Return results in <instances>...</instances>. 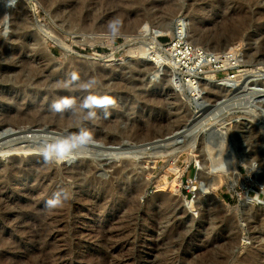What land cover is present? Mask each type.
<instances>
[{"label": "rangeland", "instance_id": "1", "mask_svg": "<svg viewBox=\"0 0 264 264\" xmlns=\"http://www.w3.org/2000/svg\"><path fill=\"white\" fill-rule=\"evenodd\" d=\"M68 1L69 0H57L50 9L49 7H45L43 2L41 3V0H17L14 7L8 6V0H0V13L3 12V18L0 16V117L2 116L0 118V125L2 121L4 122L6 114H11L10 116L13 118L17 117L23 114L28 106L33 111L34 109L39 110L41 108L42 111L44 109L49 112L51 103L54 100L64 97L70 98L71 100L73 99L72 102H74V105L81 104L80 107L78 105L76 106L78 112H75V116L78 113L82 115L81 119V115L79 119L77 115L76 119L78 121L76 119L74 120L75 117L71 118L72 121L70 120L68 123L69 126L67 125L68 130L67 128H63L64 130H62V132L59 131L57 133L56 131L51 132L49 129L45 131L48 128L47 125L40 127L41 129L37 128L38 130L31 126V128L28 127L29 125H27V127L23 125L18 128H13V126H6L5 128L4 125L0 126V180L4 177L3 180L7 181L8 179L11 182V187L14 185L10 190H4L2 193V197L5 196L4 198L8 201L7 203L12 204L7 207L8 204L6 203V207L3 205L2 208V211L4 212L5 209L4 213L8 214V218L11 219V223L9 222L7 226H4L6 223L0 222V237H2L0 238V243L2 244L3 238L14 239L16 241L18 238L19 243L23 242L22 244L24 246L26 245L25 243H27L29 237L36 232L34 223L38 222L37 220H40L41 217V219L48 217L44 212L33 213L28 211L30 209L29 207L32 203L37 201L45 202L44 204L46 205V201L52 198L53 194L48 195L46 192L44 193L42 191H45V186H51L57 183L56 185H58L57 187L59 189L63 188L68 190V192L70 190V193H72V198L69 203L73 208L68 219V232H65L69 244L71 245L65 248L64 243L60 242L62 239L61 237H57L53 240L58 249H67L70 247L67 249L69 250L68 252H64V260H60L65 262L64 264H166V262L167 264H224L222 263L223 261L227 262L225 264H264V167L262 165L263 163H261L262 160H264V131L262 130L264 128V0L173 1L175 6L178 5L176 6L177 10H175L178 12H175L174 16L184 19L185 25L183 27L186 28L189 39L195 31L199 30L201 34L205 32L204 34L206 36L204 37V34H202L203 38L199 43L192 38L190 39V42L196 50L203 52L206 56L216 53L219 54L221 50L223 54H220V56H224V53H227L224 51L226 47L236 48L235 51L238 61H236V63L233 62V67L225 66L221 61L211 66H206L202 79H205L206 72L213 73L214 71L216 81L221 82L230 79L233 80L231 84L233 83L236 85L234 80H238L239 77L241 83L238 87L240 89L233 92L235 95L232 93L230 96L224 95V93H221V90H216L217 93L215 91L209 92L210 95L208 99L210 102L208 101L206 103L209 108H204L201 112L196 108L197 103L193 101L191 104V102L188 101L190 99L189 91H185L183 95L179 89L175 87V89H173L170 85L163 84L166 72H157L153 69V66L144 65L143 63L137 65L134 60L130 61L127 57L128 50L133 47L136 48L141 46V43L143 45V43L147 44L149 42L147 41L148 37H144L143 40V36H140L141 39L138 36L136 39L133 37L138 34L137 32L134 33L132 27L136 17L133 12L130 14L128 12L134 11L137 8L141 10L145 5L151 4L149 7L151 13L153 14L156 12L160 15H157V18L156 16L154 18L150 17L147 22H149L148 25H155L156 21H161L162 17L160 16L168 12L166 8L169 7H167L163 0H142L146 4L140 2L141 0H130L131 2L136 1L132 3L134 8L132 7V9L130 8L131 10L126 12L128 16L125 14V19H123V22L126 24H121V26L116 25L115 32L109 27L110 21H105V23L101 20L102 18H100V21L89 19L88 25L86 26L87 28L85 27L79 34L75 31L67 30L68 28L65 27H67L68 24L66 22H64V24L61 18H58L56 15V11L62 13L67 10L63 15L67 16L66 14H68V11H71L72 8L67 7V9L62 10L59 7L69 4L71 0ZM90 1L93 3H90ZM94 1L96 0L87 1L93 6L88 10L91 12L92 10H96L97 12L100 11L99 13L101 16H107V12L108 15L114 13L120 9L118 7L120 4L123 5L120 6L123 9L124 5L127 3V0H109L111 1L109 4L108 0H97L96 3H94ZM105 1L107 2L105 3ZM114 1L118 2V5L116 2L114 3ZM100 2H102V5ZM190 3H192L191 6ZM106 5L107 7H105ZM95 7H97V9ZM110 7L114 8L111 9ZM158 7H160V10L157 9ZM163 7L164 9L162 10ZM165 10H167V12ZM159 11H164L165 13H160ZM168 19L170 20V18ZM24 21H26L24 27L27 28V30H24L26 31L25 35L22 34L24 31L20 32L18 30L19 27L22 26V23L25 24ZM91 21L94 22L92 23ZM158 22H156V24ZM17 23L19 24L17 25ZM233 24L234 26L236 24V30L233 28ZM127 25L130 28H128ZM221 25L222 27H220ZM225 25L228 27L227 29ZM223 27H225V29ZM231 27L237 33L233 30V34L231 32ZM92 28L93 31L89 30ZM129 29L133 30H130L129 33L127 32ZM226 30L228 31L226 32ZM230 32L233 35L229 34ZM129 34L131 35L129 36ZM216 34H218V37ZM221 34L228 36L226 37L224 35L222 38L220 37ZM229 35L231 37H229ZM215 37H217L218 43ZM173 38V36H161L158 39L160 47L165 49ZM220 38L221 40H218ZM204 39H208V42L212 41V44H207L208 42ZM226 39H228L229 42H227ZM192 40L197 43H193ZM224 40H226V44ZM37 43L42 44L43 47L47 46L54 55V57H52V65L56 67L50 69V72H55L54 76L52 74L47 77L48 72L45 75L37 74L38 71L42 73L41 70L43 66L49 63L48 57L45 56L47 53L43 54V51L38 50L37 48H39V46H37ZM233 43L235 44L233 45ZM68 47L71 49L69 48L67 50ZM32 48L33 51L30 50ZM216 49L219 52H217ZM73 57L77 59V61L81 60L85 68H96L94 69V73L99 76V78L95 76L96 81L95 85H93L95 88L84 86L87 93L85 90H82L83 85H77V81L73 79L76 72L75 74L69 73V75H65L57 71L59 65L65 66L71 61L70 58L73 59ZM108 60L113 61L108 62ZM130 62H132V64ZM130 68L131 70H128ZM144 68L146 71H143ZM103 70H106L109 74L105 75ZM138 70L141 71V73L138 72ZM112 71L113 73H111ZM120 71L121 73H119ZM123 72L126 73L124 74ZM176 72L177 78L181 79V74L178 71ZM36 74L38 77H36ZM103 75L105 76L104 80ZM107 76H109V78ZM103 82L104 85L102 84ZM244 82L245 84H251V87H245ZM65 84H68L70 88L68 89ZM77 86L80 90L78 89L76 91L82 90L79 96L76 95V92H73V88ZM243 87L246 89H243ZM87 88L90 90H87ZM236 88L237 87H233V89ZM69 90L72 92L70 91L69 93ZM220 94L223 95L221 96ZM85 95H87V97ZM88 96L91 98L88 106L90 108H81L85 100H88ZM106 100L115 101V106L111 104L106 105L104 103ZM91 101H95V103H90ZM214 101L218 102L215 103ZM217 103H220V106H217L216 109L215 104ZM22 108L23 110H20ZM69 110L73 112L72 109H66L65 112H69ZM221 111L224 112L221 113ZM88 112L95 113V118H88ZM85 113L87 114L86 116H84ZM106 113H108V115H106ZM217 114L219 115L217 116ZM87 118L88 121L90 119L89 122H87ZM116 119H120L118 120V128L112 129L110 127L109 129L108 127L102 130L103 124H107L104 123V121L110 122L109 120L113 121ZM156 121L161 122L162 128L159 127L158 133L146 134L147 132L144 129L145 124L148 125V123ZM82 122H84V124H82ZM41 124L45 125V123ZM97 124L100 125L98 126ZM74 126H78L79 128L76 127V129ZM98 129L101 130L99 131ZM131 129L134 130L132 131ZM213 129H220L222 132L221 135H226V139L230 141H228L230 148L225 153L227 156L231 155V157L236 158L240 174H234L232 177H228L224 184L217 186L216 191L209 192L206 190L203 191L201 184L204 181L206 182V180V183H208L213 179L214 175H216L214 171H211L213 170L211 166L213 157L211 154H216V151L213 150L212 152V150L209 149L211 145L204 142V138L206 140L210 138V133ZM81 130L88 132L89 136L92 134H103L101 137V140L104 139L103 143L102 141H91V146H88L90 145L88 143L85 147L77 151L75 150L71 159L47 162L48 164L50 163L49 165H52V171H54L55 174L57 173V178L54 179V177V180H50V182L52 181L51 183L49 181L46 182V184L40 183L39 178L43 177V175L33 174V172L30 173L31 176L28 172H22V176L18 175V177H14L15 179H9L7 176L13 169V166L17 167L19 165L20 168L23 167L22 170L28 168L33 169V164L38 163L36 158H44L42 149L46 144L54 143L61 138L73 137L76 134L78 135ZM103 131H108L107 133L109 135ZM74 132L75 134H72ZM122 132H125V134L123 135ZM132 133H134V136ZM105 134L108 136L106 137ZM128 135H130V138ZM104 143L106 144L104 145ZM26 157L28 158L25 159ZM44 161L45 159L40 162L42 163ZM15 163L17 165H15ZM82 163L97 168L91 174L93 178L91 177L89 179V182L94 184V188H86L87 180H85V178H81L82 180L79 179L80 181L77 180L75 182L74 179L65 176L67 173L65 171L68 170L74 174L82 171L84 168ZM10 165H12L11 168ZM227 167V165L224 166V170H226ZM164 180H166V183ZM77 182H79L81 186L79 183L77 184ZM81 182L85 185L83 186ZM173 182L175 183V189L171 192L172 188L170 187H172ZM205 182L203 184H206ZM37 185L41 186L43 190ZM159 186H162L160 187L162 189H160ZM15 187L18 191L14 189ZM133 188H135V190L139 189V191L141 188V191L144 193L138 191L139 195H136L134 201L129 202L128 207L124 208L121 204L130 193L135 191ZM32 189L34 191H31ZM87 190L91 195L93 193V197L89 200L88 204L85 205V202H81V200L83 199L82 194ZM199 190L202 194L199 193ZM246 192L247 195H245ZM43 194H45V197ZM104 195H107V198L112 200L107 202L108 199L106 198L105 200ZM32 199H34V201ZM113 199H117V202ZM167 199H169V201ZM255 199L256 201H254ZM167 202L168 204H166ZM188 203L191 204L188 206ZM136 204L137 206H135ZM136 207L139 208L136 209ZM127 208L131 211L127 210ZM135 210L137 211L136 213ZM22 212L23 214H21ZM27 212H30L29 215H27ZM128 213L132 214L129 215ZM37 214L40 215V217ZM44 215H46V217H43ZM176 216L178 219H174ZM16 218L17 220H15ZM109 219H116V222H118L119 219L121 221L124 219L126 222L123 220L125 223H122V225L124 224V227L126 226L127 229H130L129 233L111 242L117 243L116 245L113 243L117 249L115 255L109 253V251L105 249L106 246H108L107 243L105 244L97 238L93 239L91 237L97 236L103 229V221L105 222ZM135 219L136 221H134ZM175 220H178V222ZM158 223L163 225L161 226L159 224L158 226ZM10 224L13 226L11 225L12 227L9 229L8 227ZM26 227L30 228L25 230ZM20 229L22 231H20ZM25 231L33 232L25 233ZM108 243L110 245V242ZM1 244L0 264H31L32 258L30 257V259L28 257L29 254L34 255V253L40 251L42 248V246H40L41 244L30 248L29 246H25V248L22 249L13 246L15 248L14 251L12 246H10L13 248L11 250L10 247L7 248L4 245L1 246ZM100 245H103V247ZM180 246L181 248L179 251L178 249ZM119 249L122 251H118ZM8 250L11 251V254ZM103 251H105V253ZM202 251L204 252L202 253ZM200 252L203 256H201L202 254ZM191 257L193 259H191ZM27 258L29 261H23L27 260ZM127 258L129 261H127ZM254 258L258 259L253 260ZM3 261L5 262L3 263Z\"/></svg>", "mask_w": 264, "mask_h": 264}, {"label": "bare ground", "instance_id": "2", "mask_svg": "<svg viewBox=\"0 0 264 264\" xmlns=\"http://www.w3.org/2000/svg\"><path fill=\"white\" fill-rule=\"evenodd\" d=\"M57 0H41V3L43 2V5H45V7H49L50 9H51V7H52V5H54L55 4V2H56ZM70 1V0H69ZM68 1V2H69ZM88 0H73V2H72V0L69 2V4H65V5H61L59 8H61L62 10H65V9H67V7L68 8H72L71 9V11H68L69 13L68 14H66L67 16H63L66 12H67V10H65V11H63L62 13L61 12H58V11H56V15L58 16V18L60 17L61 18V20L63 21V23L64 22H66L68 25H67V27H65V28H68L67 30H70V31H75L76 33H81L83 30H84V28L88 25V20L90 19V20H99L100 18H102L101 20L103 21V22H108V21H110V23H112V22H117L116 23V25H118V26H121V24L123 25V24H126L125 22H123V19H125V14H127L126 12H128L129 10H131L132 9V3H135V2H131L130 0H127L126 2V5H124V8L122 9L120 6H123L122 4H120V6L118 5V2H116V1H114V3L116 2L117 3V5H118V7L120 8V9H118V7H117V11H115L114 13H111V14H107L106 13V15L107 16H101L100 15V11L99 12H97L96 10H92V12L91 11H89L88 9L92 6V4H90V3H93L92 1H90V3H88L87 2ZM97 1V0H96ZM96 1H94V3H96ZM100 1V0H99ZM98 1V2H99ZM102 1V0H101ZM113 1V0H112ZM119 1V0H118ZM122 1V0H121ZM133 1V0H132ZM157 1V0H156ZM160 1V0H159ZM174 0H163V2L164 3H166V5H167V7H169V8H166L167 10H168V12H167V10H165L167 13H165L164 11V13L165 14H162V16H160V17H162V19H161V21L160 22H158V21H156V22H158L157 24H156V22H155V25H148V23L149 22H147L148 20H149V18L151 17V18H154L155 16H156V18H157V15H160L159 13H151V10L149 9V7L151 6V4H149V5H145L144 6V8L143 9H141V10H139L138 8L136 9V10H134V11H130V12H128L129 14L131 13V12H133L134 13V16L136 17V19L133 21L134 23H133V29H129L127 32H129L130 30H133L134 31V33H138L136 36H133V37H135V39H136V37L138 36L140 39H141V37L140 36H143V38H142V40L144 39V37H148V39H147V41H149L147 44H144L143 43V45H142V43H141V46H138V47H136V48H132V49H130V50H128L129 52H128V58H129V60L130 61H132V60H134L135 61V63H137V65H140L141 63H143L144 65H151V66H153V69L155 70V71H157V72H166V75H165V80L163 81V84H168V85H170L171 87H173V89H179L180 90V92H181V94H183L184 95V93H185V91H189V93H190V99L188 100L189 102H191V104H192V102L194 101V103H197V105H196V108L199 110V112H201V111H203V109L204 108H209V107H207L208 105H206V103L209 101V92L211 93V92H213V91H215L216 92V90L218 91H220L221 90V93H224V95H226V96H230V95H232V93L233 92H235V91H237V90H239L240 88L238 87L239 85H240V83H241V80L239 81V77H238V80H234V83L236 84V85H234L233 83L231 84V82H233V80H223V81H221V82H219V81H216L215 80V75H214V71H213V73L212 72H210V73H207L206 72V77H205V79H200V81L199 82H197V83H193V82H189L188 84H183L182 82H179V83H176V81H174V80H176V78H177V72H176V70H175V64H173L172 63V61L171 60H168V58L167 57H165L164 56V53H163V49L160 47V44H159V41H158V39L161 37V36H175L176 35V32H177V30L179 29V27H177L178 25H181V29H184L185 27H183L184 25H185V23H184V19L182 18V17H177V16H174V14H175V12H178V11H175V10H177L176 9V6H178V5H174V2H173ZM176 1V0H175ZM66 2V1H65ZM64 2V3H65ZM104 2V1H103ZM107 1H105V3H106ZM109 2H111V1H109L108 0V4H109ZM124 2V1H123ZM140 2H143L142 0L140 1ZM153 2V1H152ZM104 3V4H105ZM137 3H139V2H137ZM136 3V4H137ZM144 3V2H143ZM157 3V2H156ZM177 3V2H176ZM192 3H193V1H192ZM192 3H190V6H191V4ZM72 4V5H71ZM98 4V3H97ZM100 4L102 5V2H100ZM142 4V3H141ZM144 4H146V3H144ZM101 5H99L100 7H102ZM113 5V4H112ZM157 5V4H156ZM59 6V5H58ZM98 6V5H97ZM110 6V5H109ZM108 6V7H109ZM115 6H116V4H115ZM142 6V5H141ZM158 6V5H157ZM164 6V5H163ZM93 7V6H92ZM99 7V8H100ZM105 7H107V5L105 6ZM137 7V6H136ZM193 7V6H192ZM191 7V8H192ZM96 9H97V7H95ZM94 8V9H95ZM111 8V7H110ZM112 8H114V7H112ZM111 8V9H112ZM131 8V9H130ZM134 8V7H133ZM154 8V7H153ZM152 8V9H153ZM160 7H158L157 9L158 10H160L159 9ZM189 8V7H188ZM190 8V9H191ZM106 9V8H105ZM155 9V8H154ZM153 9V10H154ZM156 9V10H157ZM164 9V7L162 8V10ZM179 9V8H178ZM57 10V9H56ZM115 10H116V8H115ZM192 10V9H191ZM1 11V10H0ZM59 11H60V9H59ZM108 11H109V9H108ZM111 11V10H110ZM112 12V11H111ZM160 12V11H159ZM162 12V11H161ZM160 12V13H161ZM162 12V13H163ZM2 13L3 12H1L0 13V16L3 18V15H2ZM97 13H99V14H97ZM103 15V14H102ZM177 15V14H176ZM179 15V14H178ZM15 16V15H14ZM127 16H128V14H127ZM181 16V15H180ZM0 17V18H1ZM23 17V16H22ZM22 17H19V18H22ZM18 18V19H19ZM168 18H170V20L168 19ZM110 19V20H109ZM129 19V18H128ZM15 20H16V18H15ZM23 20V19H22ZM25 20H26V16H25ZM169 20V21H168ZM197 20V19H196ZM62 21H61V23H62ZM93 21V22H94ZM100 21V20H99ZM128 21V20H127ZM187 21V20H186ZM23 22V21H22ZM26 21H24V23H25ZM92 22V21H91ZM92 22V23H93ZM105 22V23H106ZM21 23V22H20ZM62 23V24H63ZM96 23V22H95ZM94 23V24H95ZM109 23V24H110ZM225 23V22H224ZM19 23H17V25H18ZM65 24V23H64ZM104 24V23H103ZM226 24H227V22H226ZM239 24V23H238ZM26 25V23L25 24H23L22 23V26H18L19 27V31L21 32H23L25 29L27 30V28H25L24 26ZM91 25V24H90ZM132 25V24H131ZM232 25V24H231ZM66 26V25H65ZM125 26V25H124ZM226 26V25H225ZM233 26H234V24H233ZM235 26H236V24H235ZM235 26L233 27L234 29H235ZM239 26V25H238ZM17 27V28H18ZM127 27H128V25H127ZM220 27H222V25L220 26ZM87 28V27H86ZM89 28H90V26H89ZM128 28H130V27H128ZM177 28V29H176ZM224 29H225V27H223ZM228 27L226 26V29H227ZM232 28V27H231ZM230 28V29H231ZM232 28V33L234 34V32H233V29ZM241 28V27H240ZM239 28V29H240ZM190 29V28H189ZM237 29V28H236ZM235 29V30H236ZM89 30H92L93 31V28L92 29H89ZM89 30H87V31H89ZM95 30V29H94ZM185 31H186V28L184 29ZM222 30V29H221ZM234 30V31H235ZM69 31V32H70ZM126 31V30H125ZM225 31V30H224ZM228 30H226V32H227ZM238 31V30H237ZM26 31H24L22 34H26L25 33ZM68 32V31H67ZM85 32V31H84ZM202 32V31H201ZM229 33V34H232V33ZM236 32V31H235ZM239 32V31H238ZM71 33V32H70ZM89 33H91V32H89ZM130 33V32H129ZM205 33V32H204ZM204 33H202V34H204ZM221 33V32H220ZM237 33V32H236ZM190 34H191V32H190ZM200 32H199V30L198 31H195V33L190 37V39L192 38V39H194V40H196L198 43H199V41H202V38H203V35H202ZM223 34V33H222ZM221 34V36L220 37H222L223 38V36L225 35H222ZM232 34V35H233ZM20 35V34H19ZM81 35V34H80ZM131 34H129V36H130ZM218 34H216V36H217ZM220 35V34H219ZM83 36V35H82ZM206 35L204 34V37H205ZM213 36H215V35H213ZM226 36V35H225ZM228 36V35H227ZM226 36V37H227ZM239 36V35H238ZM137 37V38H138ZM218 37V36H217ZM217 37H215V39L217 38ZM229 37H231L230 35H229ZM237 37V36H236ZM212 38V37H211ZM210 38V39H211ZM234 38V37H233ZM239 38V37H238ZM39 40V39H38ZM134 40V39H133ZM138 40V39H137ZM194 40H192V42L193 43H197V42H194ZM204 40H206V39H204ZM203 40V41H204ZM214 40V39H213ZM218 40H221V38L220 39H218ZM227 40V42H229L228 41V39H226ZM226 40H224L225 41V44H226ZM235 40H236V38H235ZM15 41H17V40H15ZM37 41V40H36ZM40 41V40H39ZM207 42H208V39L206 40ZM205 41V42H206ZM215 41V40H214ZM222 41H223V39H222ZM237 41V40H236ZM139 42V41H138ZM210 42V43H209ZM207 44H212V41H209ZM216 42H217V39H216ZM219 42V41H218ZM217 42V43H218ZM221 42V41H220ZM240 42V41H239ZM231 43V42H230ZM63 44V43H62ZM235 43H233V45H234ZM37 46H39V48H37L38 50H41V51H43V54H46L45 56H47L48 57V62L49 63H47L46 65H42L43 66V68H42V70H41V72L42 73H40L39 71V73L37 72V74L39 75H45L47 72L48 73H50V74H48L47 73V77L48 76H50V75H52L53 74V76H54V73L51 71L50 72V69L51 68H54V67H56V66H54V65H52V63H53V59H52V57H54V55L50 52V50L48 49V47L47 46H45V47H43L42 46V44H38L37 43ZM63 46H64V44H63ZM69 46V45H68ZM226 46V45H225ZM228 46H230V45H228ZM66 47V46H65ZM64 47V48H65ZM0 48H1V43H0ZM70 47H68L67 48V50L69 49ZM225 48V47H224ZM63 49V48H62ZM66 49V48H65ZM71 49V48H70ZM223 49V48H222ZM236 49V48H235ZM235 49L233 48V47H231V48H228V47H226L225 48V52H227V53H224L225 55L224 56H220V54H223L222 53V51L220 50V53L219 54H212V55H209V56H206V58L204 59V63L206 64V65H208V66H211L212 64H214V63H217V62H219V61H221V63H224V65L225 66H232L233 65V62L234 63H236V61H238L237 60V53H236V51H235ZM30 50H32L33 51V48L32 49H30ZM66 50V51H67ZM210 50V49H209ZM217 50V49H216ZM216 50H215V52H216ZM227 50V51H226ZM1 51V50H0ZM40 51V52H41ZM39 52V51H38ZM71 52V51H70ZM213 52V51H212ZM215 52H213V53H215ZM217 52H219L218 50H217ZM65 55H67V54H65ZM98 55V54H97ZM230 56V57H229ZM254 56V55H253ZM257 56V55H256ZM248 57V56H247ZM108 58V57H107ZM253 58V57H252ZM251 58V59H252ZM71 59V61H69V63L68 64H66L65 66L64 65H59V67H58V69H57V71H58V73H60V74H65V75H69V73H73V74H75V72H76V74L74 75L75 76V79L74 80H76L77 82H76V84L78 85V84H80V85H83V89L82 90H85L84 89V86L85 87H93V85H95V81H96V78H95V76H97L94 72H95V70L94 69H96V68H91L90 66V68H85V65L83 64V63H81L82 61L80 60V61H77V59H75L74 57H73V59L72 58H70ZM244 59H245V57H244ZM254 59H255V57H254ZM111 61H113V60H108V62H111ZM131 64H132V62H130ZM134 63V62H133ZM220 63V64H221ZM243 63V62H242ZM246 63V62H245ZM130 64V65H131ZM142 64V65H143ZM238 64V63H237ZM129 65V64H128ZM135 65V64H134ZM136 65V66H137ZM141 65V66H142ZM35 66V65H34ZM38 66V65H37ZM94 66V65H93ZM92 66V67H93ZM225 66H224V68H225ZM36 67V66H35ZM35 67H34V69H35ZM128 67V66H127ZM129 67H132V66H129ZM145 67V66H144ZM177 67V66H176ZM233 67V66H232ZM235 67V66H234ZM141 68V67H140ZM158 68V69H157ZM223 68V69H224ZM37 69V68H36ZM38 69H39V67H38ZM99 69V68H98ZM133 69H135V68H133ZM157 69V70H156ZM31 70H32V68H31ZM99 70H101V69H99ZM99 70H97V71H99ZM128 70H131V68L130 69H128ZM136 70H137V68H136ZM136 70H135V74H136ZM104 71V70H103ZM141 71H142V69H141ZM141 71H139L138 70V72H140L141 73ZM143 71H146V69L144 68L143 69ZM28 72V71H27ZM132 72V71H131ZM134 72V71H133ZM149 72V71H148ZM240 72V71H239ZM97 73V72H96ZM100 73V72H99ZM103 73H105V75H107V74H109L106 70L103 72ZM111 73H113V71L111 72ZM119 73H121V71L119 72ZM118 73V74H119ZM124 74L126 73V72H123ZM129 73V72H128ZM140 73H138V74H140ZM37 74H36V77H38L37 76ZM116 74V73H115ZM133 74V73H132ZM145 74V73H144ZM165 74V73H164ZM32 75H34V74H32ZM99 75V74H98ZM142 75V74H141ZM242 75V74H241ZM56 76V75H55ZM57 76H59V75H57ZM117 76V75H116ZM124 76V75H123ZM133 76V75H132ZM138 76V75H137ZM140 76V75H139ZM244 76V75H243ZM242 76V77H243ZM46 77V76H45ZM45 77H43V78H45ZM52 77V76H51ZM50 77V78H51ZM98 78H99V76H97ZM104 75H103V80H104ZM108 78H109V76H107ZM111 77V76H110ZM125 77V76H124ZM245 77V76H244ZM243 77V78H244ZM35 78V77H34ZM49 78V79H50ZM102 78V77H101ZM100 78V79H101ZM113 78V77H112ZM123 78V77H122ZM128 78V77H127ZM126 78V79H127ZM33 79V78H32ZM70 79V78H69ZM105 79H107V78H105ZM125 79V78H124ZM236 79V78H235ZM242 79V78H241ZM107 80H109V79H107ZM243 80V79H242ZM33 81V80H32ZM44 81H46V80H44ZM48 81V80H47ZM100 81V80H99ZM111 81V80H110ZM244 81V80H243ZM7 82V81H6ZM102 82V81H101ZM123 82V81H122ZM141 82V81H140ZM98 83V82H97ZM110 83V82H109ZM103 85H104V82L102 83ZM106 84V83H105ZM124 84V83H123ZM244 84H245V82H244ZM253 84V83H252ZM99 85V84H98ZM107 85V84H106ZM121 85V84H120ZM251 84H245L244 86L245 87H249ZM102 86V85H101ZM213 86V87H212ZM74 87V86H73ZM80 87V86H79ZM175 87V88H174ZM233 87L235 88V87H237L236 89H233ZM241 87V86H240ZM245 87H243V89L245 88ZM251 87V86H250ZM253 87V86H252ZM70 87H68V89H69ZM93 88H95V87H93ZM72 89V88H71ZM73 89H74V91H73ZM72 89V91L73 92H76V95H80L81 94V91H76V90H78L79 88H78V86L77 87H75V88H73ZM215 89V90H214ZM246 89V88H245ZM80 90V89H79ZM87 90H90V89H88L87 88ZM178 90V91H179ZM62 91V90H61ZM70 91L71 90H69V93H70ZM71 91V92H72ZM94 91V90H93ZM250 91V90H249ZM85 92H86V90H85ZM177 92V91H176ZM179 92V93H180ZM244 92V91H243ZM246 92V91H245ZM59 93H61V92H59ZM66 93V92H65ZM87 93V92H86ZM188 93V94H189ZM217 93V92H216ZM220 93V92H219ZM248 93V92H247ZM246 93V94H247ZM64 94V93H63ZM62 94V95H63ZM238 94V93H237ZM239 94H240V92H239ZM242 94H244V93H242ZM72 95H73V93H72ZM72 95H70V96H72ZM75 95V96H76ZM88 95V94H87ZM87 95H85L86 97H87ZM91 95V94H90ZM221 95V94H220ZM223 95V94H222ZM221 95V96H222ZM233 95H235V93H233ZM66 96V95H65ZM82 96V95H81ZM226 96H223V97H226ZM246 96V95H245ZM62 97V96H61ZM60 97V98H61ZM63 97H64V95H63ZM74 97V96H73ZM85 97V98H86ZM91 97V96H90ZM94 97V96H93ZM64 98H67V97H64ZM78 98V97H77ZM85 98H84V100H85ZM96 98V97H95ZM220 98H222V97H220ZM234 98V97H233ZM236 98V97H235ZM67 99H69L70 101H72L70 98H67ZM224 99V98H223ZM230 99V98H229ZM79 100V99H78ZM88 100H89V96H88ZM93 100V99H92ZM96 100V99H95ZM86 101V100H85ZM224 101H226V100H224ZM234 101V100H233ZM232 101V102H233ZM236 101V100H235ZM9 102V101H8ZM10 102H12V101H10ZM15 102V101H14ZM80 102H81V100H80ZM210 102V101H209ZM215 103L216 102H218V101H214ZM223 102V101H222ZM229 102V101H228ZM231 102V103H232ZM76 103V102H75ZM78 103V102H77ZM91 103V102H90ZM221 103V102H220ZM220 103L218 104H215L214 106L216 107V109H217V106L219 107L220 106ZM224 103V102H223ZM230 103V104H231ZM225 104V103H224ZM78 105V104H77ZM76 104H75V107L77 106ZM81 105V104H80ZM80 105H78L79 107H80ZM222 105V104H221ZM227 105V104H226ZM91 106V105H90ZM228 106V105H227ZM23 107V106H22ZM48 107V106H47ZM78 107V108H79ZM195 107V106H194ZM214 107V108H215ZM224 107V106H223ZM82 108V107H81ZM85 108V107H84ZM90 107H88V109H89ZM225 108H227V107H225ZM102 109V108H101ZM104 109V108H103ZM20 110H23V108L22 109H20ZM20 110H18V111H20ZM68 110V109H67ZM82 110V109H81ZM91 110V109H90ZM195 110V109H194ZM18 111H16V112H18ZM79 111H80V109H79ZM83 111V110H82ZM91 111H93V110H91ZM216 111H218V110H216ZM76 112H78V110H76ZM86 112V111H85ZM107 112V111H106ZM224 112V111H223ZM222 111H221V113H223ZM89 113V112H88ZM108 113H110V112H108ZM217 113V112H216ZM220 113V114H221ZM4 114V113H3ZM13 114V113H12ZM19 114V113H18ZM21 114V113H20ZM84 114V113H83ZM5 115V114H4ZM11 115V114H10ZM10 115H8V114H6V117H5V119H4V122H3V124H2V122H1V125H4L5 126V128H6V126H13V128H18V127H22L23 125L25 126L26 125V127H27V125H29L28 127H32V128H40V127H42V126H46L47 125V129L45 130V131H47L48 129L49 130H51V132L52 131H56V133L57 132H59V131H61L62 132V130H64L63 128H67V125H68V123H69V121L71 120L72 121V119L71 118H73V117H75L74 118V120L76 119V117H77V115H78V119H79V116L81 115V113H80V115H79V113L75 116V114H73V112L72 111H70L69 110V112H65L64 111V113H55V112H52L50 109H49V112L48 111H46V110H44L43 109V111L41 110V108L39 109V110H36V109H34V111L28 106L27 107V109L23 112V114H21V115H18L17 117H12V116H10ZM14 115V114H13ZM87 114L85 113V115L84 116H86ZM215 115V114H214ZM219 114H217V116H218ZM16 116V115H15ZM2 117V116H1ZM0 117V118H1ZM4 117V116H3ZM81 117H82V115L80 116V119H81ZM95 118V117H94ZM97 118H99V117H97ZM96 118V119H97ZM2 119V120H3ZM213 119V118H212ZM1 120V119H0ZM77 120V119H76ZM83 120V119H82ZM84 120H85V118H84ZM101 120H102V118H101ZM100 120V121H101ZM118 120H120V119H116V120H113V121H111V120H109L110 122H106V121H104V123H107V124H103V129L102 130H104V128H108L109 127V129H110V127L113 129V128H118V126H119V121ZM123 120V119H122ZM78 121V120H77ZM86 121V120H85ZM89 121H90V119H89ZM88 121V118H87V122H89ZM92 121V120H91ZM95 121V120H94ZM81 122V121H80ZM99 122V121H98ZM152 122V121H151ZM41 123H45V125H43V124H41ZM86 123V122H85ZM91 123H93V122H91ZM100 123V122H99ZM102 123V122H101ZM82 124H84V122H82ZM134 124V123H133ZM0 125V126H1ZM71 125H72V123H71ZM70 125V126H71ZM74 125H77V124H74ZM90 125V124H89ZM92 125V124H91ZM98 126L100 125V124H97ZM137 125V124H136ZM161 122H153V123H148V125H146L145 124V127H144V129L146 130V134H151V133H158V131H159V127H161ZM69 126V125H68ZM86 126V125H85ZM30 127V128H31ZM75 127V126H74ZM76 127H78V126H76ZM75 127V128H76ZM88 127V126H87ZM90 127V126H89ZM101 127V128H102ZM133 127V126H132ZM70 128V127H69ZM72 128V127H71ZM79 128V127H78ZM93 128V127H92ZM91 128V129H92ZM99 128V127H98ZM135 128V127H134ZM162 128V127H161ZM263 128V127H262ZM1 129V128H0ZM4 129V128H3ZM41 129V128H40ZM77 129V128H76ZM81 129V128H80ZM80 129H79V131H80ZM86 129V128H85ZM90 129V130H91ZM129 129V128H128ZM137 129V128H136ZM30 130V129H29ZM35 130V129H34ZM38 130V129H37ZM67 130H68V128H67ZM66 130V131H67ZM75 130V129H74ZM95 130V129H94ZM99 131L101 130V129H98ZM97 130V131H98ZM118 130V129H117ZM127 130V129H126ZM125 130V131H126ZM132 130V129H131ZM134 130V129H133ZM132 130V131H133ZM263 131H264V128L262 129ZM42 131V130H41ZM82 131V130H81ZM84 131V130H83ZM87 131H88V129H87ZM105 131H106V129H105ZM105 131H103V132H105ZM109 131V130H108ZM107 131V132H108ZM113 131V130H112ZM124 131V130H123ZM132 131H130V132H132ZM142 131H144V130H142ZM211 131V130H210ZM38 132H40V131H38ZM49 132V131H48ZM60 132V133H61ZM72 132V131H71ZM78 132V131H77ZM95 132H96V130H95ZM102 132V133H103ZM107 132H105V133H107ZM114 132V131H113ZM121 132V131H120ZM128 132V131H127ZM145 132V131H144ZM26 133H27V131H26ZM30 133V132H29ZM28 133V134H29ZM50 133V132H49ZM88 133V132H87ZM93 133V132H92ZM97 133V132H96ZM115 133H116V131H115ZM114 133V134H115ZM123 133V132H122ZM135 133V132H134ZM134 133H132V135L134 134ZM218 133H219V135H218ZM24 134V133H23ZM66 134V133H65ZM72 134H75V132L74 133H72ZM108 134V133H107ZM107 134H105L106 135V137L109 135H107ZM125 134V132L123 133V135ZM128 134V133H127ZM136 134V133H135ZM137 134H139V133H137ZM211 134V136H210V138L209 139H205L204 138V142L205 143H207L208 145L210 144L211 146H209V147H211V148H209V149H211L212 150V152H213V150H215L216 152V154H211L212 155V157H213V159L211 160V166H212V168H213V170H211V171H214L215 172V174L216 175H214V177H213V179L211 180V181H209L208 183H206L207 182V180H206V184H201V187L203 188V191H209V192H213V191H216V189H217V186L218 185H222V184H224L226 181H227V179H228V177H232L234 174H240V172H239V169H238V162H237V160H236V158H234V157H231V155L230 156H227L226 155V151L230 148V144H229V140H227L226 138L227 137H225V136H223V135H221L222 134V132L220 131V129H213V131L210 133ZM61 135H62V133H61ZM64 135V134H63ZM77 135V134H76ZM75 135V136H76ZM102 135L103 134H98V135H91L90 137H91V141H95V142H97V141H102V143H103V141H104V139L103 140H101V137H102ZM154 135V134H153ZM45 136H47V135H45ZM127 136V135H126ZM134 136V135H133ZM136 136V135H135ZM144 136H145V134H144ZM150 136H152V135H150ZM105 137V138H106ZM128 137L130 138V135H128ZM132 137V136H131ZM122 138V137H121ZM126 138V137H125ZM110 139V138H109ZM119 139H120V137H119ZM116 140V139H115ZM114 140V141H115ZM118 140V139H117ZM123 140V139H122ZM167 140V139H166ZM8 141H11V140H8ZM13 141V140H12ZM119 141V140H118ZM120 141H121V139H120ZM119 141V142H120ZM229 141V142H228ZM94 142V143H95ZM110 142V141H109ZM109 142H108V144H109ZM255 142V141H254ZM8 143V142H7ZM107 143V142H106ZM106 143H104V145L106 144ZM114 143V142H113ZM193 143H194V141H193ZM192 143V144H193ZM90 144V143H89ZM91 144H92V142H91ZM91 144L90 145H88V146H91ZM116 144H117V142H116ZM259 144H261V143H259ZM114 145V144H113ZM253 145V144H252ZM14 146V145H13ZM12 147V146H11ZM256 147V146H255ZM258 147H260V146H258ZM85 149V148H84ZM29 150V149H28ZM83 150V149H82ZM210 150V151H211ZM231 150V149H230ZM77 151V150H76ZM81 151V150H80ZM83 152V151H82ZM86 152H87V149H86ZM79 153V152H78ZM84 153V152H83ZM210 153V152H209ZM224 153H225V155H224ZM74 154V153H73ZM214 155V156H213ZM262 156V155H261ZM236 157V156H235ZM28 157H26L25 159H27ZM259 158V157H258ZM32 159H33V157H32ZM17 160V159H16ZM36 160H37V162L38 163H34L33 164V169L31 168V169H26V170H22V168H20L19 167V165L17 166V167H14L13 166V169L9 172V174L7 175L8 177H9V179L10 178H14V177H18V175H21L22 176V172H28L29 173V175H30V173L31 172H33V174L35 173V174H42L43 175V177H40L39 178V180H40V183H43V184H46V182H50V180H54V179H56L57 177H56V175H57V173L55 174L54 173V171H52V168H51V166L52 165H49L46 161H44V162H40L41 160H44V158H36ZM14 161H15V158H14ZM13 161V162H14ZM31 161H34V160H31ZM255 161H256V159H255ZM16 162V161H15ZM36 162V161H35ZM209 162H210V160H209ZM257 162H258V160H257ZM86 163V162H85ZM261 163H263L262 165H263V167H264V160H262V162ZM12 164V163H11ZM17 164H18V161H17ZM16 163H15V165H17ZM83 164V166H84V168L82 169V171H80V172H77L76 174H74V173H72V172H69V170L68 171H65V172H67L66 173V175L65 176H67V177H70V178H72V179H74L75 180V182L77 181V180H79V179H81V178H85V180H87V187L86 188H88V189H91V188H94L95 186H94V184L93 183H91V182H89V179L92 177L93 178V176H91V174H92V172H94L95 171V169H97V168H95V167H92V165L90 166V165H84V163H82ZM90 164V163H89ZM207 164H209V163H207ZM260 164V163H259ZM14 165V164H13ZM228 166L227 167V169L226 170H224V166ZM261 165V166H262ZM11 166L12 165H10V168H11ZM210 166V167H211ZM28 167V166H27ZM82 167V166H81ZM176 167V166H175ZM9 168V169H10ZM226 168V167H225ZM67 170V169H66ZM79 170V169H78ZM36 171H37V173H36ZM174 171V170H173ZM5 173V172H4ZM118 173H119V171H118ZM1 174V173H0ZM3 174V173H2ZM32 174V175H33ZM26 175V174H25ZM41 175V176H42ZM31 176V175H30ZM34 176H36V175H34ZM33 176V177H34ZM26 177V176H25ZM55 177V178H54ZM1 178V177H0ZM4 178V177H3ZM3 178H2V180H0V222H2V223H6V224H4V226L6 225H8V223L10 222L11 223V219H9L8 218V214H5L4 212H5V209H4V212L2 211L3 209V205H5V207H6V203L8 202L4 197H2V193H3V191L4 190H10L12 187H11V182L7 179V181H5V180H3ZM20 178V177H19ZM30 178V177H29ZM36 178H38V177H36ZM54 178V179H53ZM205 178V177H204ZM203 178V179H204ZM207 178V177H206ZM15 179V178H14ZM32 179H34V178H32ZM165 179V178H164ZM82 180V179H81ZM210 180V179H209ZM16 181V180H15ZM20 181V180H19ZM80 181V180H79ZM92 181V180H91ZM138 181V180H137ZM166 180H164V182H165ZM203 181V180H202ZM262 181H263V179H262ZM37 182V181H36ZM52 182V181H51ZM50 182V183H51ZM54 182V181H53ZM93 182V181H92ZM40 183H39V185H40ZM56 183V182H55ZM79 182H77V184H78ZM82 183V182H81ZM94 183H95V181H94ZM166 183V182H165ZM57 184V183H56ZM56 184H53V185H51V186H45V191H42V192H46L48 195H52L53 193H55L56 191H58L59 190V188L57 187L58 185H56ZM80 184V183H79ZM97 184V183H96ZM169 184V183H168ZM175 183L173 182V184H172V187H170V188H172L171 189V192H173L174 191V189H175V185H174ZM39 185H37V186H39ZM82 185H83V183H82ZM85 185V184H84ZM83 185V186H84ZM171 185V184H170ZM43 186V185H42ZM80 186H81V184H80ZM79 186V187H80ZM97 186H99V185H97ZM141 186V185H140ZM139 186V187H140ZM167 186V185H166ZM242 186V185H241ZM39 187H41V186H39ZM137 187V186H136ZM135 187V188H136ZM138 187V188H139ZM146 187V186H145ZM160 187H162V186H159V188ZM31 188H33V187H31ZM38 188V187H37ZM36 188V189H37ZM42 188V187H41ZM99 188V187H98ZM111 188V187H110ZM135 188H133L134 190H135ZM244 188V187H243ZM14 189H17L16 187L14 188ZM61 189V188H60ZM145 189V188H144ZM143 189V190H144ZM160 189H162V188H160ZM163 189H165V188H163ZM13 190V189H12ZM11 190V191H12ZM30 190V189H29ZM42 190H43V188H42ZM107 190H108V188H107ZM111 190V189H110ZM128 190H130V189H128ZM13 191H15V190H13ZM17 191H18V189H17ZM16 191V192H17ZM23 191H25V190H23ZM31 191H34L33 189L31 190ZM68 191V190H67ZM120 191V190H119ZM118 191V192H119ZM138 191H139V189H137V190H135V191H133L132 193H130V195H128V197H126V199L123 201V203L121 204V206H124V208H126V207H128V205H129V202H133L134 201V198L136 197V195H139L138 194ZM170 191V190H169ZM177 191H178V189H177ZM243 191V190H242ZM28 192V191H27ZM42 192L40 191V193L42 194ZM69 192H70V190H69ZM111 192H112V190H111ZM113 192H114V190H113ZM117 192V191H116ZM117 192V193H118ZM121 192H122V190H121ZM128 192V191H127ZM140 193L142 192L141 191V188H140V191H139ZM110 193V192H109ZM120 193V192H119ZM142 193H144V192H142ZM199 193H201L202 194V192L199 190ZM5 194V193H4ZM8 194H10V193H8ZM12 194V193H11ZM24 194V193H23ZM82 194V193H81ZM114 194V193H113ZM129 194V193H128ZM244 194V193H243ZM38 195V194H37ZM45 194H43V196H44ZM103 195V194H102ZM108 195H111V194H108ZM126 195V194H125ZM142 195V194H141ZM245 195H247V192L245 193ZM10 196V195H9ZM14 196V195H13ZM25 196V195H24ZM40 196V195H39ZM43 196H42V198H43ZM53 196V195H52ZM82 196H83V199L81 200V202L83 201V202H85V205L86 204H88V202H89V200L93 197V193H92V195L88 192V190L86 191V192H84L83 194H82ZM114 196V195H113ZM121 196L123 197V195L121 194ZM127 196V195H126ZM12 197V196H11ZM26 197H27V195H26ZM30 197H31V195H30ZM34 197V196H33ZM45 197V196H44ZM47 197H49V196H47ZM109 197V196H108ZM112 197V196H111ZM121 197V198H122ZM137 197H139V196H137ZM243 197H245V196H243ZM13 198V197H12ZM28 198V197H27ZM71 198H72V193H71V196H70V199H68L65 203H64V205H63V207H59V208H56V209H52V210H49V209H47L46 208V206H45V202L43 203V202H39V201H37V202H35V203H32V205L30 206V205H27V206H30L29 208V210L28 211H31V212H36V213H42V212H44V213H46L47 214V218H43V219H41L40 218V220H37L38 222H36V223H34V229H36V232L32 235V236H30L29 237V239H28V241H27V243H25L26 245L25 246H29V248L30 247H33V246H36V245H38V244H41L40 246H42V248H41V250L40 251H38V252H36V253H34V255H30L29 254V258L32 260L31 261V264H64L65 262H62V261H60V260H62L63 259V257H64V252H68L69 250H67L68 248H70V247H68L67 249H58V248H56L57 246L55 245V243L53 242V240L55 239V238H57V237H61L62 239H61V241L60 242H62V243H64V245H65V248L67 247V246H69V245H71V244H69V240L67 239V237H66V235H65V232L67 231V228H68V219H69V216L71 215V213H72V208L73 207H71V205H70V200H71ZM106 198H107V195H104V199L106 200ZM114 198V197H113ZM121 198H119V199H121ZM125 198V197H124ZM257 198V197H256ZM44 199V198H43ZM48 199V198H47ZM74 199V198H73ZM108 199V198H107ZM166 199V198H165ZM249 199V198H248ZM29 200V199H28ZM33 201H34V199H32ZM37 200V199H36ZM110 200H112V199H110ZM109 199H108V201L107 202H109L110 201ZM114 201H116L115 199H113ZM168 201H169V199H167ZM244 200V199H243ZM247 200V199H246ZM32 201V202H33ZM166 201V200H165ZM250 201H253V200H250ZM254 201H256V199L254 200ZM13 202V201H12ZM15 202V201H14ZM31 202V201H30ZM80 202V201H79ZM117 202V201H116ZM121 202H122V200H121ZM136 202H138V201H136ZM173 202V201H172ZM171 202V203H172ZM190 202V201H189ZM115 203V202H114ZM120 203V202H119ZM245 203V202H244ZM8 204V203H7ZM10 204H12V203H10ZM10 204H8L7 205V207H9L10 206ZM27 204V203H26ZM30 204V203H29ZM112 204V203H111ZM134 204V203H133ZM166 204H168V202L166 203ZM191 203H188V206L190 205ZM169 205H170V203H169ZM73 206V205H72ZM111 206V205H110ZM114 206H115V204H114ZM135 206H137V204L135 205ZM168 206V205H167ZM112 207H113V205H112ZM173 207V206H172ZM23 208V207H22ZM28 208V207H27ZM114 208V207H113ZM121 208V207H120ZM137 208H139V207H136V209ZM169 208V207H168ZM8 209V208H7ZM11 209V208H10ZM17 209V208H16ZM26 209V208H25ZM25 209H24V211H25ZM170 209H171V207H170ZM14 210V209H13ZM119 210V209H118ZM127 210H129L128 208H127ZM139 210V209H138ZM169 210V209H168ZM7 211V210H6ZM21 211H23V210H21ZM114 211V210H113ZM116 211H117V209H116ZM129 211H131V210H129ZM134 211V210H133ZM12 212V211H11ZM20 212V211H19ZM137 211L135 210V213H136ZM9 213H10V211H9ZM26 213V212H25ZM29 213L30 212H27V215H29ZM14 214V213H13ZM21 214H23V212L21 213ZM111 214V213H110ZM129 214V213H128ZM132 213H130L129 215H131ZM139 214V213H138ZM34 215H36V214H34ZM38 215V214H37ZM128 215V216H129ZM39 217H40V215H38ZM42 216V215H41ZM112 216V215H111ZM123 216H125V215H123ZM123 216H122V218H123ZM127 216V217H128ZM173 216H175V215H173ZM21 217V216H20ZM43 217H46V215H44ZM131 217V216H130ZM179 217V216H178ZM36 218H38V217H36ZM116 218V217H115ZM121 218V219H122ZM156 218V217H155ZM175 218H177V216L176 217H174V219ZM14 219V218H13ZM19 219V218H18ZM22 219V218H21ZM35 219V218H34ZM126 219V218H125ZM128 219H130V218H128ZM132 219H133V217H132ZM173 219V220H174ZM178 219V218H177ZM15 220H17V218L15 219ZM33 220V219H32ZM70 220H71V218H70ZM120 220V219H119ZM118 220V222H116V219H109V220H106L105 222L103 221V229L100 231V233L97 235V236H95V237H93V236H91L93 239L94 238H97L99 241H101V242H104L105 244L107 243V245L108 246H106V248L105 249H107L108 251H109V253H111V254H113V255H115L116 253H117V249L115 248V245L117 244V243H115V242H113V243H115V245H113V243H111L112 241H115V239H117V238H119V237H121V236H123V235H125L126 233H129L130 232V229L128 228H126V226L124 227V224L122 225V223H125V222H123V220L121 221V223H120V221ZM127 220V219H126ZM131 220V219H130ZM134 221H136V219L134 220ZM133 221V222H134ZM159 221H160V219H159ZM175 221H177L178 222V220H175ZM13 222V221H12ZM16 222V221H15ZM173 222V221H172ZM21 223V222H20ZM29 223V222H28ZM33 223V222H32ZM71 223V222H70ZM135 223V222H134ZM13 224V223H12ZM12 224H10V226L8 227L9 229H10V227H12L13 225ZM15 224V223H14ZM24 224H25V222H24ZM159 224L160 223H158V226H159ZM222 224V223H221ZM12 225V226H11ZM16 225V224H15ZM14 225V226H15ZM22 225V224H21ZM28 225V224H27ZM134 225V224H133ZM138 225V224H137ZM157 225V224H156ZM161 225V224H160ZM163 225V224H162ZM161 225V226H162ZM220 225V224H219ZM225 225V224H224ZM3 226V227H4ZM23 226H26V225H23ZM30 226V225H29ZM31 226H33V225H31ZM28 227V226H27ZM25 228V230H27V229H29V228ZM135 227H136V225H135ZM220 227H221V225H220ZM6 228V227H5ZM158 229H159V227H158ZM157 229V230H158ZM222 229V228H221ZM224 229V228H223ZM0 230H1V228H0ZM33 230V229H32ZM160 230V229H159ZM3 231V230H2ZM20 231H22L21 229H20ZM30 231V230H29ZM27 232V231H25V233L27 232V233H32L33 231H31V232ZM70 231V230H69ZM68 232V231H67ZM24 233V234H25ZM71 233V232H70ZM1 234V233H0ZM18 234V233H17ZM16 234V235H17ZM67 234V233H66ZM69 234V233H68ZM237 234V233H236ZM90 235V234H89ZM2 236V235H1ZM19 236H20V233H19ZM27 236V235H26ZM23 237V236H22ZM28 237V236H27ZM72 237V236H71ZM0 238H2V237H0ZM10 238V237H9ZM11 238H12V235H11ZM15 238V237H14ZM47 238V239H46ZM232 238V237H231ZM22 239V238H21ZM24 239V238H23ZM96 239V240H97ZM188 239H190V238H188ZM20 240V239H19ZM25 240H26V237H25ZM185 240H186V238H185ZM1 241V240H0ZM4 241V242H3ZM190 241V240H189ZM56 242V241H55ZM108 242H110V245H109V243ZM23 243V242H22ZM22 243H19L18 242V238H17V241L16 240H14V239H8V238H3L2 239V244H1V246L2 245H4V246H6L7 248L8 247H10V246H16V247H18V248H25V246L22 244ZM57 243V242H56ZM100 244V243H99ZM102 244V243H101ZM104 244V245H105ZM181 244H183V243H181ZM3 246V247H4ZM100 246H102L103 247V245H100ZM118 246V245H117ZM182 246V245H181ZM181 246L179 247V251H180V248H181ZM200 246V245H199ZM12 247H10L11 248V250L14 248H12ZM101 247V248H102ZM196 247V246H195ZM201 247V246H200ZM203 247V246H202ZM5 248V247H4ZM6 248V249H7ZM115 248V249H114ZM122 248V247H121ZM123 248H124V246H123ZM193 248V247H192ZM198 248V247H197ZM3 249V248H2ZM1 249V250H2ZM27 250V249H26ZM35 250V249H34ZM121 249H119L118 251H120ZM8 251H10V250H8ZM14 251H15V248H14ZM18 251V250H17ZM16 251V252H17ZM122 251V250H121ZM120 251V252H121ZM196 251V250H195ZM23 252V251H22ZM32 252V251H31ZM34 252V251H33ZM104 253H105V251H103ZM197 252V251H196ZM204 251H202V253H203ZM125 253H127V252H125ZM201 253V252H200ZM201 253V254H202ZM10 254H11V251H10ZM12 254H13V251H12ZM15 254V253H14ZM26 254V253H25ZM110 254V255H111ZM118 254H120V253H118ZM200 254V255H201ZM259 254V253H258ZM109 255V256H110ZM130 255V254H129ZM196 255H198V254H196ZM195 255V256H196ZM260 255V254H259ZM2 256V255H1ZM17 256V255H16ZM25 256V255H24ZM201 256H203V254L201 255ZM201 256H200V259H201ZM254 256V255H253ZM8 257V256H7ZM11 257H12V255H11ZM27 257V256H26ZM128 257V256H127ZM130 257V256H129ZM3 258V257H2ZM1 258V259H2ZM8 258H10V257H8ZM249 258V257H248ZM253 258V257H252ZM123 259H124V257H123ZM122 259V260H123ZM173 259V258H172ZM191 259H193L192 257H191ZM258 258H254L253 260H257ZM260 259V258H259ZM3 260V259H2ZM6 260H8V259H6ZM64 260V259H63ZM125 260H126V258H125ZM171 260V259H170ZM252 260V259H251ZM23 261H29L28 260V258H27V260H23ZM127 261H129V259L127 258ZM166 261V260H165ZM168 261V260H167ZM172 261V260H171ZM5 261H3V263H4ZM122 262V261H121ZM126 262V261H125ZM262 262V261H261ZM2 263V262H1ZM26 263V262H25ZM27 263H29V262H27ZM164 263V262H163ZM175 263V262H174ZM218 263V262H217ZM222 263H227V262H222ZM256 263H257V261H256ZM8 264V263H7ZM24 264V263H23ZM124 264V263H123ZM166 264H167V262H166ZM248 264H251V263H248ZM262 264V263H261Z\"/></svg>", "mask_w": 264, "mask_h": 264}, {"label": "clouds", "instance_id": "3", "mask_svg": "<svg viewBox=\"0 0 264 264\" xmlns=\"http://www.w3.org/2000/svg\"><path fill=\"white\" fill-rule=\"evenodd\" d=\"M17 3V0H8V6L14 7ZM117 22H112L109 24V27L115 32ZM75 79V76H73ZM68 87V84H65ZM89 100H86L81 107H88ZM91 103H95V101H91ZM104 103L111 104L115 106V101L106 100ZM66 109H72L73 114L76 112V107L74 102L70 101L67 98H61L54 100L50 105V110L55 113H63ZM108 115V113H106ZM95 116V113L89 112L88 118H92ZM91 142V137L88 135L86 131H81L78 135L73 137L61 138L58 139L56 142L51 144H46L45 147L42 149V155L46 162H52L54 160H64V159H71V156L75 150H79L85 147L88 143ZM71 193L68 192L66 189H59L55 193H53L52 198L46 201V208L49 210L56 209L59 207H63L64 203L70 199Z\"/></svg>", "mask_w": 264, "mask_h": 264}, {"label": "built area", "instance_id": "4", "mask_svg": "<svg viewBox=\"0 0 264 264\" xmlns=\"http://www.w3.org/2000/svg\"><path fill=\"white\" fill-rule=\"evenodd\" d=\"M177 27L179 29L173 40L163 49L164 56L177 66L175 69L181 74V79L174 80L176 83L188 84L190 81L197 83L204 76L205 68L208 66L204 63L206 55L193 47L181 25Z\"/></svg>", "mask_w": 264, "mask_h": 264}]
</instances>
